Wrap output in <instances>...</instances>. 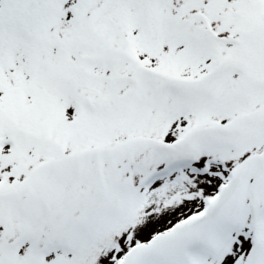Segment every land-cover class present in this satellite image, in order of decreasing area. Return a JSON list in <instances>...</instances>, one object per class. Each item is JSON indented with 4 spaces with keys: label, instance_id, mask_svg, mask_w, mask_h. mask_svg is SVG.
Instances as JSON below:
<instances>
[{
    "label": "snow or ice",
    "instance_id": "1",
    "mask_svg": "<svg viewBox=\"0 0 264 264\" xmlns=\"http://www.w3.org/2000/svg\"><path fill=\"white\" fill-rule=\"evenodd\" d=\"M0 264H264V0H0Z\"/></svg>",
    "mask_w": 264,
    "mask_h": 264
}]
</instances>
